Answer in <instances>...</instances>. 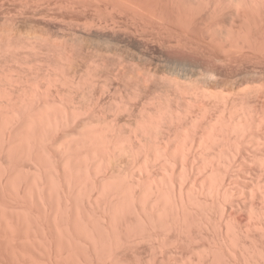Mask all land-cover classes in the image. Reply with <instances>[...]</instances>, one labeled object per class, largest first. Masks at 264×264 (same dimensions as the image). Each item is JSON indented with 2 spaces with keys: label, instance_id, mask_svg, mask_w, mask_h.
<instances>
[{
  "label": "bare ground",
  "instance_id": "1",
  "mask_svg": "<svg viewBox=\"0 0 264 264\" xmlns=\"http://www.w3.org/2000/svg\"><path fill=\"white\" fill-rule=\"evenodd\" d=\"M0 264H264V0H0Z\"/></svg>",
  "mask_w": 264,
  "mask_h": 264
},
{
  "label": "rangeland",
  "instance_id": "2",
  "mask_svg": "<svg viewBox=\"0 0 264 264\" xmlns=\"http://www.w3.org/2000/svg\"><path fill=\"white\" fill-rule=\"evenodd\" d=\"M118 45H120V47H122L127 52L129 57L134 59L138 64H142L141 66L148 68V69H150L152 67L153 71L155 69V71L158 73H162V72L164 74L165 73L166 74L172 73V71H171L172 67H169L170 65L164 59V57L162 55V50L158 46L151 45V44H144V43L143 44H137V43H133V42H121V43H118ZM138 61L141 63H139ZM150 70H152V69H150ZM246 76L248 77L249 75H247V74L244 75V73H241L238 75L227 76V75L221 73L220 78H222L221 79L222 81L224 79L228 85L235 84V83L240 85L242 83V80L246 79L245 78ZM226 78L228 80H226ZM241 78H242V80H241ZM236 80H239V81H236ZM143 100L144 99H142L140 101L146 105L145 101H147V100H145V101H143ZM140 101L138 102L139 104H141ZM148 103H147L146 107L148 106V108H149L152 104H148Z\"/></svg>",
  "mask_w": 264,
  "mask_h": 264
}]
</instances>
